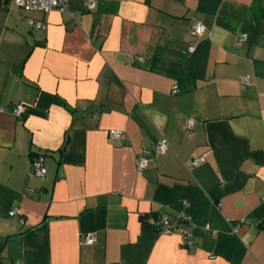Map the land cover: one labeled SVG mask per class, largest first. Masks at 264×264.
Here are the masks:
<instances>
[{"label": "crops", "instance_id": "0c3cea01", "mask_svg": "<svg viewBox=\"0 0 264 264\" xmlns=\"http://www.w3.org/2000/svg\"><path fill=\"white\" fill-rule=\"evenodd\" d=\"M85 3L0 0V264H264V0Z\"/></svg>", "mask_w": 264, "mask_h": 264}, {"label": "built area", "instance_id": "2783aa9c", "mask_svg": "<svg viewBox=\"0 0 264 264\" xmlns=\"http://www.w3.org/2000/svg\"><path fill=\"white\" fill-rule=\"evenodd\" d=\"M13 3L16 4L18 7L25 11H42V12H50L53 9H59V10H67L69 8L70 0H13ZM86 6L88 9H94L95 8V0H86ZM32 24H35L34 21H31ZM38 26L40 24L38 23ZM192 31L194 38L191 42V44L188 47V52L192 53L196 50L197 43H198V36L201 35L204 32V25L200 21H194L192 25ZM246 34H243L241 36L242 39L246 38ZM242 82L245 84H250L251 77L245 76L242 79ZM172 92H177V86H174L172 89ZM24 106L22 103H19L16 107L13 108V112L16 114H19L23 110ZM194 119L190 118L187 122V128H192ZM111 136L115 140H119L122 136V131L119 129H111L110 130ZM169 148V143L166 138L161 139L154 151H151L149 149H143L142 154L138 157L136 161L137 168L139 170H144L149 166L150 162V155L153 153H165ZM203 161V157L195 158L192 163L194 165H197ZM32 170L33 173L38 176H44L47 172V169L44 165V157L38 156L32 161ZM16 213L15 209H12L10 211V215H14ZM175 219L182 220L184 224L190 223V217L186 215L185 213H177L175 215ZM156 229L163 233H172L175 230L179 229L174 225L173 217L169 213H163L156 221ZM183 235V238L187 245L191 246L194 244V241L192 239V233L189 228V225H184V227L179 229ZM97 241V236L95 233H85L83 235V242L85 244H93Z\"/></svg>", "mask_w": 264, "mask_h": 264}, {"label": "trees", "instance_id": "16d2710c", "mask_svg": "<svg viewBox=\"0 0 264 264\" xmlns=\"http://www.w3.org/2000/svg\"><path fill=\"white\" fill-rule=\"evenodd\" d=\"M157 218H159L158 216H157ZM178 223H182L183 225H189V224H184V222L182 221V220H178Z\"/></svg>", "mask_w": 264, "mask_h": 264}, {"label": "water", "instance_id": "95a60500", "mask_svg": "<svg viewBox=\"0 0 264 264\" xmlns=\"http://www.w3.org/2000/svg\"><path fill=\"white\" fill-rule=\"evenodd\" d=\"M96 109H97V108L93 106V111H95ZM90 110H91V109H89V111H90Z\"/></svg>", "mask_w": 264, "mask_h": 264}]
</instances>
